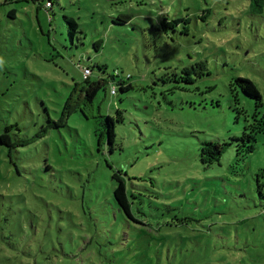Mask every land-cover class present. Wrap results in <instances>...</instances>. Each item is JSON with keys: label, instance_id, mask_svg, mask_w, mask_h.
Wrapping results in <instances>:
<instances>
[{"label": "rangeland", "instance_id": "obj_1", "mask_svg": "<svg viewBox=\"0 0 264 264\" xmlns=\"http://www.w3.org/2000/svg\"><path fill=\"white\" fill-rule=\"evenodd\" d=\"M63 15L78 23L73 43ZM80 61L92 79L98 64L131 76L130 93L111 97L108 86L98 96L113 116L128 97L116 150L100 145L97 121L80 112L28 145L0 143V264H264V8L0 0V135L32 139L49 117L57 122L74 83L78 106ZM183 68L203 75L177 84ZM237 77L255 84L262 106L230 86ZM204 142L225 144L218 163L200 162ZM118 171L134 220L113 198Z\"/></svg>", "mask_w": 264, "mask_h": 264}, {"label": "trees", "instance_id": "obj_2", "mask_svg": "<svg viewBox=\"0 0 264 264\" xmlns=\"http://www.w3.org/2000/svg\"><path fill=\"white\" fill-rule=\"evenodd\" d=\"M249 2H250L251 8L255 12H261L264 8V0H249ZM49 4H51L50 7H49ZM51 6H52L51 2L46 4L45 10L48 11V9H50ZM10 15H13V12H11ZM63 20L65 21L67 25V34L69 36V39L71 43H73L74 39L78 38L76 36L77 33H79L78 23L71 16H67V15H63ZM117 20L119 21V23L126 24L131 20V17L129 15H120L118 16ZM173 22L178 25L179 23L182 22V20H174ZM158 38L163 40L162 36H159ZM74 67L77 68L79 72L81 73V82H83L85 85L84 91H83V98H82L83 101L78 106H75L74 108H72V104H74L72 99H73L75 89L77 86V83H74L73 88L71 89L66 101L63 104L61 118L57 122L51 120L49 117L48 123L50 125L47 126L46 128H42L41 130H39L37 135L32 139H22V140L12 141L9 136H7L5 133H2L0 135V143L2 145H5L11 149L28 145L34 139L42 138L49 129L61 127L63 124H65L66 119L72 113L80 112L85 119L87 120L93 119L97 121V127L95 129V134L98 138L100 145L107 148L111 154L116 150V145H117L116 127L118 124H122L124 113L128 111V108L131 106H129L128 97L119 98L118 99L119 106H117L119 107V109L115 110L114 113L116 114V116H113V115H110V113H107L102 110L100 102H98V96L100 92H102L103 95L105 96L109 90L108 86H111L110 91L112 88L114 89V94L113 95L110 94L111 97H116L119 94L130 93V91L133 89V86L129 82V80L131 79V76H128L127 78H120L118 72H115L114 74H108L105 70V67L98 64V65H95V68L98 71L99 76H97L96 79H92L91 77H93V71L90 66L88 65L82 66L81 61H80L77 64H75ZM189 68H194V64L191 65ZM85 69H88L90 71V75L88 79H84L82 76V73ZM186 69L184 68L182 69L184 73L182 77L177 76V75L174 76L175 83L192 85L194 84L196 80L200 79V77H202L203 75L201 73L200 75H198V78L195 79L191 77V75L188 76L189 73L187 75L185 74L184 71ZM105 75H107V79L103 77ZM230 86L238 87L245 96H247L248 98L256 102L258 106H262L263 103H262L261 94L259 90L257 89V87L255 86V84L251 80L245 77H237L236 79H233ZM175 88L180 89V90L184 89L183 87L182 88L175 87ZM171 101L173 103V107H175L176 103L173 100ZM186 103L192 106L191 103L189 102H186ZM144 105L146 106L148 104L145 103ZM132 106L142 112L146 111L143 109V107L139 108L136 105H132ZM8 131L9 130L7 128L6 132ZM245 136H246L245 143L250 142L251 140H255L254 137L253 136L250 137L249 134H245ZM248 137H250L251 139H248ZM225 147H226L225 144L204 142L199 152L200 162L204 166H210L214 163H218L219 158L221 157L222 152ZM252 149H253V146H251V144L246 148L248 153H250ZM113 179L116 181V186L113 190L114 201L116 202L118 208L127 217L134 220L131 215V209H130V205L128 201V196L126 193V187H125V182H124L125 178L123 177L121 172L118 171L115 174H113ZM262 187H264V183L260 184L258 181V186H257L258 192L261 193L260 196L263 197ZM185 220L187 219L178 220V221L183 223Z\"/></svg>", "mask_w": 264, "mask_h": 264}, {"label": "built area", "instance_id": "obj_3", "mask_svg": "<svg viewBox=\"0 0 264 264\" xmlns=\"http://www.w3.org/2000/svg\"><path fill=\"white\" fill-rule=\"evenodd\" d=\"M89 75H90V71L88 69H85L82 73V76L84 79H88ZM110 94H112V95L114 94L113 88L111 89Z\"/></svg>", "mask_w": 264, "mask_h": 264}]
</instances>
